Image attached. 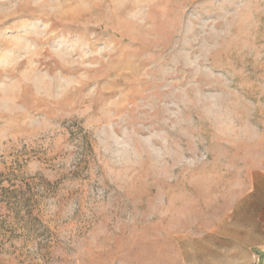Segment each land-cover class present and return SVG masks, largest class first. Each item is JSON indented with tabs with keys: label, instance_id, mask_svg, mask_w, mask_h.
<instances>
[{
	"label": "rangeland",
	"instance_id": "1",
	"mask_svg": "<svg viewBox=\"0 0 264 264\" xmlns=\"http://www.w3.org/2000/svg\"><path fill=\"white\" fill-rule=\"evenodd\" d=\"M264 174V0H0V264H226Z\"/></svg>",
	"mask_w": 264,
	"mask_h": 264
},
{
	"label": "crops",
	"instance_id": "2",
	"mask_svg": "<svg viewBox=\"0 0 264 264\" xmlns=\"http://www.w3.org/2000/svg\"><path fill=\"white\" fill-rule=\"evenodd\" d=\"M250 207L254 227L250 229L254 240L243 241L229 252L224 250L226 264H264V174L258 178Z\"/></svg>",
	"mask_w": 264,
	"mask_h": 264
}]
</instances>
